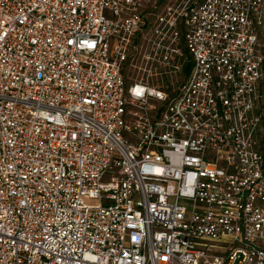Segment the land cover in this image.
<instances>
[{
    "label": "built area",
    "instance_id": "2783aa9c",
    "mask_svg": "<svg viewBox=\"0 0 264 264\" xmlns=\"http://www.w3.org/2000/svg\"><path fill=\"white\" fill-rule=\"evenodd\" d=\"M263 27L264 0H0V264H264Z\"/></svg>",
    "mask_w": 264,
    "mask_h": 264
},
{
    "label": "rangeland",
    "instance_id": "374dc122",
    "mask_svg": "<svg viewBox=\"0 0 264 264\" xmlns=\"http://www.w3.org/2000/svg\"><path fill=\"white\" fill-rule=\"evenodd\" d=\"M261 44H262V50H263V53H264V27L262 29V35H261ZM264 85V83H263ZM262 91H263V99H262V109H263V112H264V86L262 87ZM263 142H264V139H263ZM88 203L90 204H95L97 201L96 200H87Z\"/></svg>",
    "mask_w": 264,
    "mask_h": 264
}]
</instances>
